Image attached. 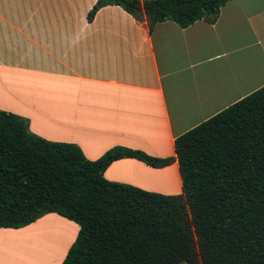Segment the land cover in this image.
Returning a JSON list of instances; mask_svg holds the SVG:
<instances>
[{
    "label": "crops",
    "instance_id": "1",
    "mask_svg": "<svg viewBox=\"0 0 264 264\" xmlns=\"http://www.w3.org/2000/svg\"><path fill=\"white\" fill-rule=\"evenodd\" d=\"M95 1L0 0V109L36 136L74 144L89 160L113 146L173 157L177 135L264 85V0H227L213 22L165 20L150 32L113 4L88 21ZM103 177L181 192L175 159L152 167L123 157ZM63 218L0 227V264H60L77 224L35 231Z\"/></svg>",
    "mask_w": 264,
    "mask_h": 264
},
{
    "label": "trees",
    "instance_id": "2",
    "mask_svg": "<svg viewBox=\"0 0 264 264\" xmlns=\"http://www.w3.org/2000/svg\"><path fill=\"white\" fill-rule=\"evenodd\" d=\"M227 0H96L117 5L150 32L215 21ZM173 157L113 146L94 160L71 143L32 134L0 109V227L54 212L77 224L60 264H264V85L173 139ZM123 157L152 167L176 160L181 192L107 180Z\"/></svg>",
    "mask_w": 264,
    "mask_h": 264
},
{
    "label": "rangeland",
    "instance_id": "3",
    "mask_svg": "<svg viewBox=\"0 0 264 264\" xmlns=\"http://www.w3.org/2000/svg\"><path fill=\"white\" fill-rule=\"evenodd\" d=\"M64 220H54L48 224H41L38 227V230H36L35 232L37 233H44V232H50V233H67L64 232V225L65 223H72L75 225V223L73 221H70L66 218H63ZM60 221V222H59ZM67 221V222H66Z\"/></svg>",
    "mask_w": 264,
    "mask_h": 264
}]
</instances>
